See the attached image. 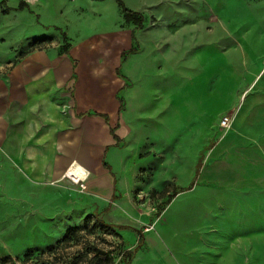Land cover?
Masks as SVG:
<instances>
[{"label": "crops", "instance_id": "0c3cea01", "mask_svg": "<svg viewBox=\"0 0 264 264\" xmlns=\"http://www.w3.org/2000/svg\"><path fill=\"white\" fill-rule=\"evenodd\" d=\"M115 1L86 0L101 7L86 10V18L84 9L71 10L72 28L27 36L0 55V68L8 66L0 73V145L33 141L35 126L58 127L53 118L58 106H69L71 90L64 135L73 144L54 157V166L63 177L76 162L96 175L91 188L93 182L103 189L105 175L89 163L93 148L104 150L102 167L113 175L106 155L118 146L113 134L127 138L128 96L137 89L133 102L145 111L137 120L138 143L148 153L142 165L160 178L149 189L173 192L151 229L109 224L135 244L129 250L142 235L128 264H264V0H121L143 17L141 27L126 22ZM40 40L47 44L33 47ZM225 114L233 116L232 126L218 128L209 147L211 128ZM76 115H85L84 125ZM82 135L88 147L77 145ZM42 137L37 141H49ZM179 143L188 144L180 159ZM48 149L37 161L30 149L10 153L11 189L25 191L26 199L29 176L49 172ZM116 183L112 177L110 200Z\"/></svg>", "mask_w": 264, "mask_h": 264}, {"label": "rangeland", "instance_id": "374dc122", "mask_svg": "<svg viewBox=\"0 0 264 264\" xmlns=\"http://www.w3.org/2000/svg\"><path fill=\"white\" fill-rule=\"evenodd\" d=\"M20 1L0 0V55L10 51V47L14 45H24L26 43L24 38L27 36L58 35V31H53L55 26L63 27V30L67 27L72 28L70 26L72 19L69 13L71 10L84 9L81 12H84L83 17L86 18L88 13L86 10H90L91 7H101L96 3L88 5L86 0H34L29 2L30 6L21 8ZM115 2L120 9L117 0ZM31 16H33L34 22L31 20ZM46 44L47 42L40 46ZM65 46L67 43L63 47ZM241 49L242 54H246V51L250 50V48ZM128 52L127 50L124 54ZM230 52L231 48L227 47V54ZM7 70L8 66L1 67L0 73ZM98 87L101 88L100 85ZM68 91L69 106H58L59 116L55 117L56 119L53 118V122H58L57 119H59L58 127L54 125L35 126L29 130L30 139H34L33 141L27 143L6 142L0 145V171L3 172L0 173V260L4 257L10 258L0 264H38L36 263V254L53 246L71 226H85L84 231L81 232L84 237L81 238V242L77 246L68 247L63 251L62 256L65 259H69L74 253L75 256H78L75 251L83 248L85 244L91 246L96 244L104 250H113L111 253L114 259L113 264H125V261L120 259L119 253L123 249L133 248L135 244L121 239L115 228L109 224L121 223L135 226L134 228H140L142 232L151 229L153 222L157 220L168 204L169 196L173 192V188L167 193L149 189V184L158 182L160 178L154 174L152 168L142 165L145 155L148 153L141 150L138 143L137 120L139 114L145 111L137 110V104L133 102L137 95V89L128 96L130 99L128 100L129 120L127 128L123 132L127 138L124 140L120 137L122 139L117 143V148L112 147L111 152L106 155L105 160L112 163L111 172L113 175L102 167L101 156L104 150L99 149L98 143L93 148V155L89 160L90 164L92 162L96 164V167L105 175L107 187L96 189L92 182L94 189L91 188V180L94 176L96 177L93 173L88 174V179L84 182H74L65 175L61 177L58 170L60 168L54 166V157L68 151V147L73 144V136L67 135L68 133L64 135V132L69 129V117L73 114L72 92ZM225 115L231 118L230 126L220 127L219 118V122H216L217 128H211L209 147L219 136L218 128L224 131L231 128L233 116ZM76 117L83 120V125L85 124V115H76ZM119 127L121 126L118 123V130L116 129L115 133L121 136ZM105 133L107 135L109 133L107 128ZM97 134L99 137L96 141H102L103 135L100 129ZM42 136L49 141L43 143ZM40 138L42 139L37 141ZM85 140L83 136L77 145L88 147ZM56 145L59 147L57 148ZM187 145L179 143V151L183 148V152L179 153V159L184 156ZM47 148H49L48 153L51 157L49 172L44 171L42 175L36 173L38 171L34 172L32 176H29L33 179L32 185L21 181L22 184L24 182L31 185L28 188V199H26L25 191L11 189L10 153L14 151L19 153L21 150L30 149L35 152L34 158L37 161L40 151H46ZM123 153L122 158L121 154ZM85 167L90 172L93 168L92 165L86 164ZM13 175L14 177L18 176L16 172H13ZM112 177L117 181V190L115 191L117 198L110 201ZM16 179L20 180L18 177ZM13 185L15 186V184ZM108 205L109 208L105 210L104 208ZM144 216L149 218L145 223L141 222ZM117 220L120 223H117ZM27 252H31L33 256L25 263L23 255ZM90 254L92 255V253Z\"/></svg>", "mask_w": 264, "mask_h": 264}, {"label": "trees", "instance_id": "16d2710c", "mask_svg": "<svg viewBox=\"0 0 264 264\" xmlns=\"http://www.w3.org/2000/svg\"><path fill=\"white\" fill-rule=\"evenodd\" d=\"M118 5L120 6L121 12L123 14V18L126 22H132L137 27H141L143 23V17L134 11H131L127 9L123 2L121 0H117ZM22 7V4H20ZM63 40L66 41V36L63 34ZM44 40L35 41L33 43V47H38L42 44ZM66 45V42H65ZM133 50L131 48L129 51ZM63 51L66 52V46L63 47ZM119 100V112L123 109V100L121 97H118ZM95 115L102 116L105 120H107L106 114L101 113H95L91 112ZM112 132V129H111ZM113 137L118 143L120 141V138H118L115 134H113ZM103 165L107 168H109L107 163H103ZM115 199V196L112 195L111 200ZM103 224V222H100ZM120 229L127 228V226H118ZM85 229V226H71L66 229L64 235L51 247L48 249L41 251L36 254V263L38 264H113V257L111 256V253L113 250H104L102 248H99L96 244L93 246L85 244L83 248L77 249L75 252L78 253V256H75V253L72 254V257L69 259H65L62 254L63 251H65L68 247L77 246L81 242V238L84 237L81 232H83ZM90 231V230H89ZM86 235V234H85ZM142 235L139 234V241L137 246L133 250H121L119 253L120 259H123L125 261V264H128L129 261L134 256L135 252L137 251L140 241H141ZM92 253V255L90 254ZM33 254L31 252H27L23 255V262H28L32 259ZM9 257H4L0 260V263H4L7 260H9Z\"/></svg>", "mask_w": 264, "mask_h": 264}, {"label": "bare ground", "instance_id": "6f19581e", "mask_svg": "<svg viewBox=\"0 0 264 264\" xmlns=\"http://www.w3.org/2000/svg\"><path fill=\"white\" fill-rule=\"evenodd\" d=\"M79 169V172L76 171L77 169ZM88 172L86 169L82 168L79 164H77L76 162H73L72 166L70 169L66 170V176L69 177L71 180H73L74 182H79L78 178H81V181H86L88 178ZM80 176V177H79Z\"/></svg>", "mask_w": 264, "mask_h": 264}, {"label": "built area", "instance_id": "2783aa9c", "mask_svg": "<svg viewBox=\"0 0 264 264\" xmlns=\"http://www.w3.org/2000/svg\"><path fill=\"white\" fill-rule=\"evenodd\" d=\"M231 123V118L229 116H222V118L220 119L219 125L222 128H227L230 126Z\"/></svg>", "mask_w": 264, "mask_h": 264}]
</instances>
